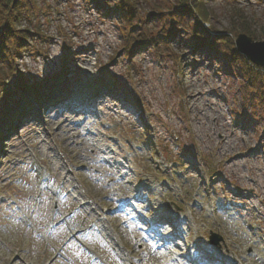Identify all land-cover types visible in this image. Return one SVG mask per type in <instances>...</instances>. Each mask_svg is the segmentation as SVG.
<instances>
[{"label": "rangeland", "instance_id": "1", "mask_svg": "<svg viewBox=\"0 0 264 264\" xmlns=\"http://www.w3.org/2000/svg\"><path fill=\"white\" fill-rule=\"evenodd\" d=\"M40 1L49 37L20 64L30 82L42 84L43 103L14 92L0 113V264H101L93 255L122 264L113 247L137 264H170L169 255L187 248L211 249L216 257L205 264H264V107L247 95L248 59L231 42L242 29L264 40V0L193 8L140 0L131 23L154 38L130 51L120 0ZM195 59L204 63L197 70ZM188 87L204 90L205 110H220L218 132L213 121L195 118ZM29 107L36 114L18 121ZM68 110L76 118L71 134L57 118ZM126 196L138 202L131 213L120 209ZM83 200L91 204L81 207ZM106 218L108 230L93 227L87 237L96 254L67 243L69 227ZM146 224L162 244L174 233L176 241L154 248ZM211 231L223 236L220 246L210 243Z\"/></svg>", "mask_w": 264, "mask_h": 264}, {"label": "trees", "instance_id": "2", "mask_svg": "<svg viewBox=\"0 0 264 264\" xmlns=\"http://www.w3.org/2000/svg\"><path fill=\"white\" fill-rule=\"evenodd\" d=\"M97 1V0H96ZM140 0H120V14L127 18V24L121 29L125 39L124 48L128 51L137 46L149 45L154 36L146 30L131 23ZM206 0H180L185 8L189 5L200 6ZM44 4L40 0H0V113L5 110V103L14 92H38V84L27 79L20 61L28 52H38V43L45 44L49 37L43 30L40 18L46 15ZM202 16L205 11L199 9ZM178 17V16H177ZM135 31L137 33H135ZM247 31L242 29L241 32ZM169 37L173 31L167 32ZM219 38L224 35L214 33ZM221 36V37H220ZM201 40V41H200ZM199 41L203 42V38ZM35 41V42H34ZM233 51L236 52L234 40H231ZM239 56V55H238ZM245 75L248 94L257 97L256 100L264 106V68L252 65L245 60ZM135 103L138 102L135 100Z\"/></svg>", "mask_w": 264, "mask_h": 264}, {"label": "bare ground", "instance_id": "3", "mask_svg": "<svg viewBox=\"0 0 264 264\" xmlns=\"http://www.w3.org/2000/svg\"><path fill=\"white\" fill-rule=\"evenodd\" d=\"M84 52L87 53L86 50H83V53ZM188 60L189 59L187 57V54H185L184 55V59H183V65L185 67L189 64ZM191 63L193 64V66L195 67L196 70H197V68H201L202 65H204L202 60H199V59H195ZM186 95H187V97H188V99L190 101V104H191L192 108L194 109L195 118L199 119L202 122H212L213 121V124L215 125L214 130L218 132L219 130H218V127H216V125H217L216 119H217V116H218V113H219L220 110H218L215 107V105L210 107V108H208L207 110H205L203 108V106L200 105V102L202 100L208 101V99L204 98L205 97L204 90L200 89L199 91H197V90H195V89H193L191 87H188V92H187ZM211 108H212V110H211ZM57 115H58V117H57L58 121L60 122L59 124H61L62 128L65 127L67 129V133L68 134H71L73 132V129H72V127L70 125L75 124V119H76L75 115H73V112L68 110V111H65V112H58ZM213 135H214V131H213V134H209V137H214ZM225 141H226V137L225 136H221V135L218 136V142L219 143H222V142H225ZM92 154L94 156L101 157L99 151H97L95 149L93 150ZM108 163H110L112 171L119 172L121 177H124V173H122L121 169H120L121 168L120 164H117L115 161L111 160V158L108 159ZM148 239H150V241L154 245L159 243V240L155 236H153L151 234H148ZM154 247L157 249L156 245Z\"/></svg>", "mask_w": 264, "mask_h": 264}, {"label": "water", "instance_id": "4", "mask_svg": "<svg viewBox=\"0 0 264 264\" xmlns=\"http://www.w3.org/2000/svg\"><path fill=\"white\" fill-rule=\"evenodd\" d=\"M237 49L243 53L247 59L255 64L264 67V40L255 41L252 37L245 33H240L236 39ZM212 240L218 244L221 238L219 236Z\"/></svg>", "mask_w": 264, "mask_h": 264}, {"label": "clouds", "instance_id": "5", "mask_svg": "<svg viewBox=\"0 0 264 264\" xmlns=\"http://www.w3.org/2000/svg\"><path fill=\"white\" fill-rule=\"evenodd\" d=\"M174 257H175L176 264H185V262L183 260H180L178 258V254H174Z\"/></svg>", "mask_w": 264, "mask_h": 264}]
</instances>
